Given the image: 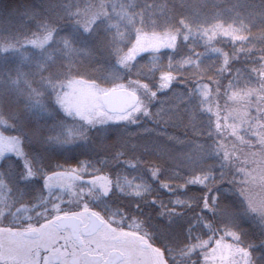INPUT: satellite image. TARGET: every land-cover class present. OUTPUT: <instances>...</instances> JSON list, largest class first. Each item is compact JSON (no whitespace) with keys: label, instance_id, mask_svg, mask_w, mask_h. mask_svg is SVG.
<instances>
[{"label":"trees","instance_id":"1","mask_svg":"<svg viewBox=\"0 0 264 264\" xmlns=\"http://www.w3.org/2000/svg\"><path fill=\"white\" fill-rule=\"evenodd\" d=\"M123 2L145 21L120 17V6L110 5L106 18L82 22L85 0H0V30H6L0 38L9 42L37 34L40 39L19 48L24 51L0 42V62L6 54L25 52L27 58L19 54L13 60L23 77L40 87L39 95H50L46 82L54 83L51 104L40 105L31 100L29 87L22 99L0 76L3 105L10 96L9 108L24 110L25 129L14 135H22L36 173L26 177L18 153L2 158L0 187L8 186L10 199L0 219H27L25 211L17 212L24 204L27 217L44 215L58 201L52 194L42 203L46 178L75 169L80 179L71 190L103 180L107 187L94 199L98 211L146 232L168 264H210V248L221 236L239 248L234 264H264V0ZM76 7L84 9L82 15L73 14ZM216 24L238 27L244 38L220 36L210 49L202 32ZM165 31L177 36L172 47L128 56L136 33L139 39ZM52 53L51 70L41 62ZM65 73L104 87L122 82L130 89L128 78L159 88L160 75L171 76L152 103H145L147 114L100 124L75 118L71 123L80 129L66 140L63 131L57 133L62 128L56 130L62 126L53 97L64 86ZM46 113L54 118L42 117ZM63 196L62 204L69 194Z\"/></svg>","mask_w":264,"mask_h":264},{"label":"rangeland","instance_id":"2","mask_svg":"<svg viewBox=\"0 0 264 264\" xmlns=\"http://www.w3.org/2000/svg\"><path fill=\"white\" fill-rule=\"evenodd\" d=\"M75 3L76 5H81L79 1H75ZM85 3V9L88 10V12L84 14L85 16L82 15L83 11H80L84 10L82 8L76 7L75 11H73V14L79 13L82 15V22H84V17L87 21L91 17L93 19V16L98 18L99 16L104 15L106 18L107 16L105 14V11L110 8V5H112L113 7H116L117 5L120 6V10L116 11L120 14V17L135 21L134 16H138L139 19L144 20V17L139 15L138 11L134 10L133 13L130 9H125V7L129 6V4H127L128 2H125L127 4L125 5L123 0H114L113 2L110 0H85ZM204 15V13L201 14L203 18ZM51 22L52 24H54V21ZM7 24L3 26L6 27ZM0 26L2 25L0 24ZM147 29L153 30L152 28ZM3 31L6 30H0V34L3 33ZM7 33L8 35H11V31L6 32V34ZM165 33L166 34L164 35H159V33L157 32H146V35L141 36V38L139 39L138 33H136V40L132 41L130 47L128 48V56L131 59H134L138 55L145 53L148 50H160L163 48L172 47L176 43L177 36L175 34L169 35L166 31ZM202 33L205 35V43L210 49H213L216 38H219L220 36L229 37L234 40L244 38L243 33L239 30L238 27L229 26L225 28L224 26H222V24H216L213 27L204 30ZM39 41L40 39L37 38V34H33L32 36L30 35L28 38H26L25 36V38L11 40L9 42L6 41V39L0 38V42H2V45H5L8 49V43H10V45L13 44V46L16 47V51H24L19 50V48L24 49V46L26 48L28 45L33 46ZM24 53L20 54L17 52H13V54H6L3 61L0 62V76L2 75V77L4 78V82L10 83L9 86L15 89L14 93H16V96L20 95V97L24 99L25 88L29 87V90L34 91V96L31 98V100H34L38 104L40 103V105L45 104L43 101H47L49 104H51L52 94H54L53 81L52 83L48 80L46 82L47 86H50L51 96L49 95V92H47L48 94L44 96L39 95V90H41L40 87L34 86V83L32 81L30 82L29 79L23 77V72H21L20 68L16 64V59L13 60V57L15 55L19 56V54L21 55V57H23V59L27 58L24 56ZM2 54L4 53H1V55ZM45 56L46 59L41 63L42 65H44L45 63L46 66L49 64L52 70V67H54L53 53L50 56ZM50 57H53L52 62L49 60ZM9 60L11 61L8 62ZM20 60L22 61V59ZM170 76L171 75H169L168 73H162L160 75L159 88L150 86L147 82L139 80L140 78L126 79L128 83L132 84V90L137 92L140 96V102L128 113L113 114L105 110L101 101V95L109 89L123 87L122 82L121 84L114 85L113 87H104L99 86L95 83H89L85 82L84 80H79L78 78H72L70 75L65 73L64 77L66 78L64 79V86L62 87V89H57L56 96L53 95L54 100L56 98L59 102L58 106L56 103H54V105L58 107V109L56 110H58L59 119H61L59 124L62 126L56 128V130L62 128L57 133L63 131L66 140L75 139V137L77 136L75 134V131L80 129L79 123H77L75 126H73V124L71 123L73 120H76L75 118H78L80 120L79 122L82 123L85 122L87 124H100L108 120H132L139 114H147L149 112L148 105H150L156 98L157 91H160V89L163 88L162 85L166 83V78ZM1 92L2 89H0V93ZM1 99L2 97L0 95V162L5 155H8L10 153H18L20 155V158H22L21 163L23 168L26 170V177H32L36 173L34 171V168L30 165L31 162L27 159L28 153L25 151L24 147L22 148V144H24L21 140L22 137L20 138V136L22 135H14L16 133V130L22 134L23 129H25V121L23 118L24 110L22 108L20 109V111L13 112L14 110L9 108L11 107V102L9 103V101H12L10 99V96L7 97V100L5 101V106L7 107L6 109L1 102ZM26 100L29 101V98H27V96ZM146 102L148 103L147 106L145 105ZM12 112L15 113V115L13 116V119H10L7 114L12 115ZM42 117L54 118V115L46 113L43 114ZM66 118H68V120ZM37 133L35 135H37ZM54 134H56L55 129L51 131V143H53V145ZM30 137L31 136H29V140ZM78 179H80V175L78 171H75V169H72V172L58 171L46 178L47 181H45L44 183L46 194L42 203H48L50 197H52V194H54L55 198H58V201L50 204L51 207L49 206L47 208V212L37 218H30V216L27 217V215H29L27 205L24 204L23 207L18 208L17 212H26L24 214V218L26 217L27 219L26 221H23L26 222L24 224L22 221H20L19 223H10L4 222L0 219V239L3 244L7 245V242L14 240L19 241V239L22 238V232L24 229L34 227V223L44 220V218H47V216H60L71 213L83 216L87 214L89 210H92L107 218L104 214L98 211L97 207L94 204L96 193L102 195L100 193H103L102 191H104L107 187L106 183L103 180H99L95 183L91 182L90 186L77 189L76 191L71 190L70 187L77 184ZM61 181H65V183H68V187L66 186V184L58 185ZM60 193L61 195L59 196ZM66 193L69 194V197L66 198L65 203L62 204L61 200L64 197L63 195ZM9 196L10 192L8 191V186L2 185L0 187V213H5L7 211L10 199L8 198ZM107 220L110 219L107 218ZM109 222H112V224L114 223L112 220L108 221L104 228L101 229V231L97 234V237H99L100 239H107V244H110V241L108 239H113L114 235H117L121 238V241L117 243V246H120L125 255V258L121 264H168L163 249L154 244L146 234V232H144L142 229H130L123 227L120 221L117 222L121 226L117 225V227H112ZM49 224L50 222H47L46 225ZM142 242L147 243L148 246H142ZM238 251L239 248L238 246H236L232 238L221 236L214 241L213 245L210 248V264H234L233 257L238 253Z\"/></svg>","mask_w":264,"mask_h":264},{"label":"flooded vegetation","instance_id":"3","mask_svg":"<svg viewBox=\"0 0 264 264\" xmlns=\"http://www.w3.org/2000/svg\"><path fill=\"white\" fill-rule=\"evenodd\" d=\"M89 211L83 216L72 213L60 215L80 218V221L73 220L65 227H60L56 221L60 216L46 215L47 218L34 223V227L24 229L19 241H9L4 245L0 239V264H121L125 255L119 262L114 261V256H119L117 251L123 252L117 246L121 238L114 235L107 244V239L97 237L111 219L107 220L96 212L103 223L94 232L88 233L84 227L89 222ZM47 222L51 225H46ZM110 225L117 227L120 224L116 221ZM28 231L32 233L26 235Z\"/></svg>","mask_w":264,"mask_h":264},{"label":"water","instance_id":"4","mask_svg":"<svg viewBox=\"0 0 264 264\" xmlns=\"http://www.w3.org/2000/svg\"><path fill=\"white\" fill-rule=\"evenodd\" d=\"M140 98L139 95L130 90L128 88H113L101 95V101L105 108V110L109 113L113 114H125L129 112L132 108H134ZM73 219H78L75 216L70 217H60L57 219L58 223L62 227H65L67 224H71ZM103 221L93 212H90V222L84 228L85 231L88 233L94 232L102 225ZM32 232H26L27 235L31 234ZM143 246H148L147 243L143 242ZM123 258V254H119V256L114 257V261H120Z\"/></svg>","mask_w":264,"mask_h":264},{"label":"snow or ice","instance_id":"5","mask_svg":"<svg viewBox=\"0 0 264 264\" xmlns=\"http://www.w3.org/2000/svg\"><path fill=\"white\" fill-rule=\"evenodd\" d=\"M162 86L166 88L168 85H167V83H164Z\"/></svg>","mask_w":264,"mask_h":264}]
</instances>
